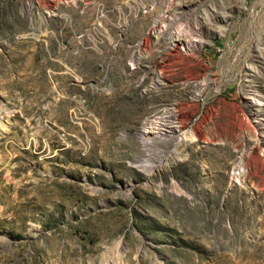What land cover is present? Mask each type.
Listing matches in <instances>:
<instances>
[{
    "label": "rangeland",
    "instance_id": "374dc122",
    "mask_svg": "<svg viewBox=\"0 0 264 264\" xmlns=\"http://www.w3.org/2000/svg\"><path fill=\"white\" fill-rule=\"evenodd\" d=\"M263 101L264 0H0V264H264Z\"/></svg>",
    "mask_w": 264,
    "mask_h": 264
},
{
    "label": "bare ground",
    "instance_id": "6f19581e",
    "mask_svg": "<svg viewBox=\"0 0 264 264\" xmlns=\"http://www.w3.org/2000/svg\"><path fill=\"white\" fill-rule=\"evenodd\" d=\"M180 10V9H179ZM177 10V11H179ZM182 11V10H181ZM180 11V12H181ZM212 12V11H211ZM182 13V12H181ZM212 16H217L216 13L212 12ZM206 15V14H205ZM203 17V16H202ZM209 18V17H208ZM198 20V19H197ZM200 22V21H198ZM154 27V26H153ZM176 38L173 39L171 41V44H169L168 48H167V51L170 52V53H177L178 54V59H180L183 54L181 53V48L182 46L184 45H189V40L187 39H184L182 37H178V36H175ZM145 40H143L144 42L142 43V46L147 44L148 42V38H144ZM191 42V41H190ZM176 61V60H173V62ZM172 60H168L166 61L163 65L164 67H168L171 63H173ZM163 76V75H162ZM201 83V82H200ZM264 102V101H263ZM175 109V108H174ZM182 113V112H181ZM175 118H180V116H176L174 113H173V110H172V107H168V109L166 111H162V112H158V115L151 119V118H146V120L144 121V125L145 127H154V130H155V127L158 128V132L157 133H161V131H163V133H174L175 131H177L178 127H175L173 125V122H175ZM180 120V119H178ZM182 121V125L184 127V119L181 120ZM1 125H4L3 122H0ZM242 123V126H245L246 128L250 125L249 121L246 119L245 121L242 119L241 121ZM163 129V130H162ZM148 130V128H147ZM255 131V130H254ZM153 132V131H152ZM256 132V131H255ZM142 136V135H141ZM164 135H162L163 137ZM169 136V135H168ZM175 136V134H174ZM156 137V136H155ZM161 137V138H162ZM143 138V137H142ZM172 138V137H171ZM175 138V137H174ZM177 138V137H176ZM147 139V138H146ZM173 140V139H172ZM149 146V145H148ZM164 152V151H163ZM156 154V153H155ZM168 154V153H167ZM166 156V154H165ZM165 156H163V153L161 154H156L155 156L151 154V158L152 160L148 159V162L150 161L151 164L150 165V168L146 167L148 164H145L144 163V166L145 168L147 169L148 172L152 171V169L155 167V165H157L156 163H159L161 161H163L162 159L165 158ZM137 163V162H136ZM141 164V163H140Z\"/></svg>",
    "mask_w": 264,
    "mask_h": 264
}]
</instances>
